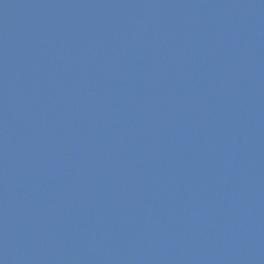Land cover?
Wrapping results in <instances>:
<instances>
[{"label":"water","instance_id":"95a60500","mask_svg":"<svg viewBox=\"0 0 264 264\" xmlns=\"http://www.w3.org/2000/svg\"><path fill=\"white\" fill-rule=\"evenodd\" d=\"M0 264H264V0H0Z\"/></svg>","mask_w":264,"mask_h":264}]
</instances>
